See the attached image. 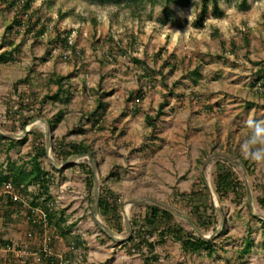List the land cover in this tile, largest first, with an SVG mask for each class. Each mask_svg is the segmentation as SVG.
<instances>
[{
  "label": "rangeland",
  "instance_id": "obj_1",
  "mask_svg": "<svg viewBox=\"0 0 264 264\" xmlns=\"http://www.w3.org/2000/svg\"><path fill=\"white\" fill-rule=\"evenodd\" d=\"M121 1L31 0V9L19 14L20 18L26 25L33 26L36 18L41 19L40 23L30 33H26L25 29H21L18 34L7 33V43L3 45L2 38L16 10L15 7H8L5 0H0V52L12 48L9 40L22 42L16 52L17 61L0 62V135H13L16 145L10 149L7 146L9 142L0 138V176L10 173L12 161L30 171L32 156L45 150L46 155L39 158L47 173L42 182V185L45 183L47 186L44 193H50L53 187L58 190L59 187L64 188L63 182L69 180L72 182L71 191H74L73 186L78 190L79 184H82L94 194L95 176L92 183H88L84 167L92 165L89 158L78 157L72 160L74 155L66 158L52 149L55 144L58 146L62 143V139L67 143L81 141L90 146L95 155L92 157L96 160L99 172L100 194L102 186L108 193L116 190L118 195L114 197L119 205L131 198H147L151 187L155 185L152 187L155 189L157 184L154 175H158V162H152L156 159L155 154L153 150L149 153L146 147H142L145 143L138 141L132 146L123 144L125 140L132 139L123 129L130 119L135 118V122L144 124L142 116L135 117L133 114L131 101L134 100L135 106L145 96L146 101L150 98L143 105V111L153 109L155 116L160 104L151 96L160 87L168 104H165L164 114L157 122L163 126L164 121L179 115L178 123H181L182 128L186 124L188 131L190 126L186 121L190 122L192 117L187 116V108L199 101L205 104L209 102L212 107L214 105L212 101L216 99L211 100L212 96L204 98L201 93H210L208 85L216 86V82L224 79L220 69H217L220 61L224 64L230 61V64L235 65L252 60L251 57L259 58V62L264 60V0H246L245 3L243 0H219V8L225 13L223 18L212 16L213 3H210L209 16L203 28H197L195 24L200 13V0L186 7L167 0H158L154 4L150 0L142 4ZM166 18L170 21L163 25L162 21ZM40 30H43L42 34L35 35ZM66 32H72V44H65ZM231 42L237 43L236 47ZM242 42L248 48L244 54L241 51ZM28 46L32 58H27L25 48ZM233 55L238 61L230 59ZM170 57L175 60L177 68L168 66L171 76H167L158 86L157 80L162 74L157 70L158 61H167ZM79 59L85 60L82 65L75 64ZM83 64L91 66L86 69ZM147 64L153 67L148 66L147 69ZM96 66L100 67L96 75L99 82L95 80L94 85L91 73L96 71L92 68ZM194 68L205 74L193 72L190 76ZM53 74L69 76L68 81H65L71 92L69 103L54 100L42 102L46 94L57 90V85L48 81ZM239 74L245 77L242 80L247 83H239L235 87L234 106L240 107L238 112L231 109L227 111L226 106L219 101V109L213 110L215 113L205 115L203 123H193L196 129L193 135L179 130L170 134L163 129L162 138L172 140L173 136L174 143L180 142L176 147L167 149V152L170 149H183L185 153L182 157L175 156L177 161H173L172 166L162 163L165 193L155 196L156 191H153L152 197L181 211H173L170 218L160 219V223L153 228L162 229L163 224H174V227L194 236L212 238L216 253L213 256H208L205 250L199 254L188 253L182 249L180 242L170 237L168 241H159L158 252L169 253L160 254L156 264H264V164L244 159L240 152V144L250 132L245 122L248 119L264 120V91L259 89V83L264 87V74L256 71L253 66L248 68L247 64H244ZM144 76L149 79L141 81ZM189 80L191 84L194 82L191 88ZM201 88L205 90L200 91ZM131 93L133 95L129 99ZM138 93L144 95L143 99L137 98ZM21 97L33 98V111L25 109V115L18 113ZM100 101L104 107H100ZM110 106L115 110L123 107L122 112L107 116L106 122L111 123L108 126L113 128L112 133L98 125L101 121V125L105 126L103 120ZM60 108L65 109L64 118L52 130L49 121L56 118ZM29 118L31 121L25 125L24 121ZM211 120H214L215 126L210 128V124L206 123ZM91 124L103 130L99 137ZM142 127L134 133L142 131L148 134L147 125ZM110 133L112 135H107ZM151 133L149 137L153 139L159 132L152 130ZM25 135L29 139L21 143L19 140ZM162 143L158 142L157 151L164 150L160 145ZM192 152H197L196 161ZM217 153L234 157L239 162L214 156ZM150 155L152 159H148ZM244 161L248 162L251 172L246 169ZM219 171H232L233 187L229 196L222 197L216 191ZM69 172H74L76 178L69 177ZM174 172L176 181L172 185ZM247 185L251 190L250 196ZM168 189H172L175 195H170ZM31 197L36 200L34 192H31ZM260 198H263V204ZM47 200L50 202L51 197L46 198L45 202ZM57 200L60 206L65 202L59 197ZM7 204V198L0 194V264H46L47 260L41 252L42 230L30 221L26 209L18 205L8 208ZM151 204H136L126 212L119 208L118 218L123 231L117 233L122 239L114 241L111 258L115 254L134 253L144 258L143 253H146L147 248L144 246L139 250L130 241L132 230L128 231L123 216L130 219L131 227V218H136L139 225L143 224ZM211 204L216 211L212 210ZM50 205L54 208V205ZM60 206L55 205L52 211L54 221L48 230L54 236V250L69 259L80 258L85 262L84 245L82 241H77L74 234H70L73 224L68 222L66 207ZM196 206L200 207V214ZM199 215L203 216L201 221ZM31 231L33 235L30 237L28 233ZM249 237L253 240V246L250 252H244L242 249ZM157 238L161 237H152ZM73 243L76 250L72 249Z\"/></svg>",
  "mask_w": 264,
  "mask_h": 264
},
{
  "label": "crops",
  "instance_id": "obj_2",
  "mask_svg": "<svg viewBox=\"0 0 264 264\" xmlns=\"http://www.w3.org/2000/svg\"><path fill=\"white\" fill-rule=\"evenodd\" d=\"M33 40H34V38H33ZM20 41L21 40H18L16 43H19ZM78 43L80 44L79 41H78ZM231 43H233L234 46L236 47L237 43L236 44L234 42H231ZM243 44H244V42H242L241 48L242 47L243 48L241 49V51L244 54V53H246V51H248V48H246L245 45H243ZM249 49H251V48H249ZM25 52H27V54H28L27 58H32V52L30 51V46L25 48ZM234 55H237V53L236 54L234 53ZM234 55L230 58L233 61L235 60ZM251 59L252 60H247L246 62L241 61L235 65L230 64L231 63L230 61L229 62L227 61V64H224L225 62L223 63V61L222 62L220 61V63H219L220 67L217 66V69H220V73H222V76L224 79H222V80L220 79V82H216L217 83L216 86H214L213 84H209L208 87L210 86V93H206V91H205V93H203V92L201 93V95H203L204 98L205 97L207 98L208 96H210V97L212 96L211 100L216 99V100L212 101L214 105L212 107V106H209V104H208L209 102H206V104H205L204 102L199 101L197 104H193L192 107H188L187 108V116L189 115L190 117H192L190 122L186 121L188 126H190L188 131H186V129H187L186 124L184 125V128H182L181 123H178L179 122V120H178L179 115L176 116V118H174V119H171V120L168 119L167 121H164L165 123L163 126H160L159 123L157 122V120L154 122V124H151V125L147 124L146 123V114L154 115L153 109L152 110L147 109L146 111H143V105L145 106L146 105L145 103H148L150 98H148V100L146 101L147 97L145 96L144 100L141 101L140 104L136 103L135 106H134V100L131 101L132 108H133L132 109L133 114H135V117L142 116L141 119L144 121V124H139L140 123L139 121L135 122V118L130 119V122L127 123V125L123 129H125L128 137L131 136L132 139L125 140V142H123V144H129V146H132L133 144L135 145L136 142L141 141V143L142 142H143V144L145 143V146H142V147H146V149H148L149 153H151L152 152L151 150H153V152L155 154L154 158H156V159L152 160V162H155V161L158 162V168L156 170L158 172V175L157 176L154 175V179L157 180V184H156L155 189L152 188L155 185H153L151 187V189L149 190L150 193L147 196V198L146 197H144V198L138 197V198L128 199L127 201L122 202V205L118 204V206H120L119 207L120 210L123 209L126 212V210L128 208L131 209L132 206L136 205V204L149 205L150 203H152V204L161 205L160 202L166 203L164 201L152 198V197H154L153 191H156L155 196L165 193V183L163 180L165 177V173L163 171L162 165L167 164V166L168 165L170 166V164H171V166H172L173 161H177L175 156H181L182 157V155L185 152H182V151H184L183 149H181V150H177V149L171 150L170 149V151L167 152L168 151L167 149L171 148V146L176 147L175 145L177 143H180V142L174 143V137L173 136H171L172 140H171V138H162V135L164 134L163 129L165 128L166 132H168L170 134H172V132H174V131L179 130L181 133H184V134L189 133L191 136L196 131L195 126H192L193 123H194V125L197 122L203 123V119H205V115H207L208 113H215L213 110L217 111V108L219 109V107H217V106H219V105H217V102H219V101L223 105L226 106L225 108H227V111L229 109H231V111H233V112H238L240 110V107L238 105L234 106L235 100H234L233 96L236 94V88L235 87L237 84L241 83V85H244L243 83H247L246 81L242 80V79H245V77L239 74L241 72L242 67H244V64L245 65L247 64L248 68L253 66L256 71H259L260 73L264 74V60L259 62V58L251 57ZM263 59H264V57H263ZM74 60H72V61L74 62ZM84 61L85 60L79 59V60H77V62H75V64L82 65V63ZM174 61L172 60L171 57L167 61H164V60L158 61V69L157 70L159 72H162V74H160L159 79L157 80L158 86L160 85L159 83H161L163 80L167 79V76H171V75H169L170 72L168 71L169 67L173 68L175 66L177 68V64H175ZM235 61H238V60H235ZM93 65H95V64H93ZM89 66H91V65L85 64L84 68L87 69V68H89ZM148 66L153 67V65L151 66V65L147 64L146 65L147 69H148ZM233 67H235V68L233 69ZM92 68L96 69V71L94 70L95 72L91 73L94 76L93 77L94 82H92V83L95 85V80H97L96 75L100 72V71H98L100 67L96 66V67H92ZM195 69L196 68H194V70ZM190 71H192V70H190ZM147 72H148V70H147ZM193 72L198 74V75H200L201 73L203 75L205 74V72H203V71H201V73H200V72H197L195 70V71L190 72V76L193 74ZM147 78L148 77L144 76L140 80L141 81L147 80ZM189 81L190 82L188 84L191 85V86H189V88H191V87H193L194 82H192V84H191V80H189ZM201 81H203V80H201ZM96 82H99V81L97 80ZM204 86H205V84H203V87ZM159 88L160 87H158V92H153L151 99H156L159 104H161V103L166 104L165 97L162 94V91L159 90ZM204 90H205L204 88H201L200 91H204ZM155 96H156V98H154ZM225 96H228V97H225ZM170 99H172V98H170ZM166 105H165V107H166ZM122 108L123 107H119L118 110H115L116 108L113 109L110 106L108 108V110L106 109L107 110L106 112L108 115L105 114V119L103 118L104 119L103 122H104L105 126L101 125V123H102L101 121L98 125H100V127L106 128L104 131H110V132L113 131L112 130L113 128H110L108 126L111 123L106 122V119H108L107 116L115 115L116 113L122 112ZM111 109H113V110H111ZM216 114H217V112H216ZM142 120H140V121H142ZM115 123H117V122H115ZM136 124H138V125H136ZM206 124H208V125L210 124V128L215 126L214 120H211L210 123L207 122ZM98 125L94 126V124H91V126L94 128V131L96 132V136L99 137L100 132H103V130H101L98 127ZM143 125H147L148 129L146 131L149 132L148 134H144V132H142V131L140 133H134V131L137 132L138 130L143 128L142 127ZM111 127H114V126H111ZM152 130L159 132L158 134L153 136V139H151L149 137L152 134L151 133ZM111 133L107 134V135H112ZM132 140H133V142H130ZM161 141L163 143L160 145L163 146L164 150L163 151L162 150L157 151L159 149L158 142L160 143ZM109 143L111 144V141ZM8 145H9V143H8ZM207 146L210 147L211 144H207ZM15 147H16V145L14 143V146L12 148H15ZM12 148H10V149H12ZM192 153L194 154V161H196V157L198 156L197 152H192ZM217 154H224V153H217ZM151 156L152 155H150L148 157V159L149 158L152 159ZM49 158L52 159L51 157H49ZM232 158H234V157H232ZM234 159H236V158H234ZM52 161H53V159H52ZM175 173L176 172H174L173 181H171L172 185L176 181ZM68 176L71 177L72 179L76 178V174H74V172H69ZM94 176H95V174H94ZM168 176L171 177L170 174ZM63 183H65V185L63 186L64 188L59 187V190H58V189H55L53 187L52 189H50L51 190L50 193L48 191H46V193H44L43 192L44 190L42 189V191L40 192L39 195H40V198L44 197L45 201H46V198L49 199L51 197V201L49 202V200H47L48 202H46V203L47 204L51 203L52 205H54V208H55V205L60 206L59 202L57 200V197H59L60 199L65 201V202H63V204H61L60 207H66L65 213L68 215V222L73 224V229L70 232V234H72V235L74 234L75 235L74 237L77 238V241L78 240L80 242L82 241V244L84 245V249H85L84 251H86L85 252L86 253L85 254L86 261L84 262V264H101L102 262H106V264H108V263L112 264V262L114 264H126V263L146 264V260H145L146 257H152V256H155V258L154 257L151 258L152 264H156V262L159 259L160 254L167 255L169 253V251H168V253H159L157 250V248H158V245H157L155 250H153V251H150L147 247H145V248H147V251L145 253L143 250L144 258L142 257L141 254H137V253H134L132 255H130V254H128V255L127 254H120L119 255L118 254V256H116L117 254H115L114 258H111L112 257L111 252H113V250H114V247H113L114 241L116 242V241H120L122 239L118 236V233H117V232L123 231V228L122 229L119 228V226L122 225V223L120 224L119 222H115L116 220L114 218L112 219L110 216L103 215L101 213V211L99 210V208H98V210H99L98 213L96 212V192H94V194H92L91 190L82 184H79L80 187L78 190H75V186H73L74 191H71L72 182L69 180H65ZM178 186H180V184H178ZM112 191L113 192L115 191L114 192L115 196L118 195V192L116 190H112ZM169 191H170V195H175L174 192L172 191V189H170V190L168 189V192ZM186 193H188V192H186ZM120 202H121V200H120ZM166 204H168V203H166ZM14 206H16V205H11L9 202V204H7L6 207L9 208V207H14ZM122 206H124V207L122 208ZM124 215H125V213H124ZM100 217H102V218L100 219ZM123 218H125V220H126V216L125 217L123 216ZM131 220H132V218H131ZM113 221L115 224L113 223L110 225V223ZM263 222H264V220H263ZM116 223H118V225ZM263 225H264V223H263ZM157 229L158 228L155 229V233L152 237H154V236L156 237L159 235V232L161 231V229H158V230ZM152 237H151V240H153ZM170 237L173 240L181 243V241L176 240L172 236H169V235H167L166 241H168ZM155 240L160 241L161 239L157 238ZM180 245L182 247V243ZM182 249H183V247H182ZM88 252H89V256H88ZM102 264H105V263H102Z\"/></svg>",
  "mask_w": 264,
  "mask_h": 264
},
{
  "label": "trees",
  "instance_id": "obj_3",
  "mask_svg": "<svg viewBox=\"0 0 264 264\" xmlns=\"http://www.w3.org/2000/svg\"><path fill=\"white\" fill-rule=\"evenodd\" d=\"M7 2L8 7H15L16 14L13 18V21L7 26L6 28V35L4 38H2V44H6V38L7 33L18 34L21 29H25L26 33H30L41 21V19L36 18L35 22L33 23V26L26 25L22 18H20L19 14L25 13L27 10L31 9V0H5ZM102 1H109V0H102ZM117 1V0H112ZM126 1L127 4L129 2H135V3H144L146 0H122ZM121 1V2H122ZM158 0H150L151 3H155ZM169 3L174 2L181 6H189L195 3L196 0H167ZM201 1V8L200 13L198 14L196 18V27L197 28H203L205 26V22L208 19L209 16V5L210 3H213V10H212V16L215 18H223L225 16V13L223 10L219 8V0H200ZM246 0H243V3H245ZM119 3V2H118ZM169 18H166L162 21L163 25L168 24ZM43 31V30H42ZM42 31L39 32L36 31L35 35L38 33L42 34ZM72 36V32H69L64 35L65 37V44L72 42L70 41V37ZM9 44L12 47L10 50H3L0 52V62L1 63H10L17 61L16 52L19 51L21 48L22 42L15 43V40H9ZM72 46V45H71ZM2 49L0 45V50ZM136 60V59H135ZM138 61V60H137ZM69 76H63L58 74H53L48 79L51 83H54L57 85V90L52 94H46L43 97L42 102H45L47 100H54L55 102L60 101L62 103H69V100L71 99V92L66 87V82L68 81ZM23 79L22 81H24ZM133 93L130 94L129 99L132 97ZM138 99H143L144 95L142 93L137 94ZM21 101H19V112L22 115L24 114V110L32 111L34 109V100L33 98L29 97H21ZM164 103H161L159 108L156 111L155 116L151 114H146V123L151 125L154 124V122L160 118L164 114ZM100 107H104V103L100 101ZM65 115V109L60 108L57 112L56 118L54 120H50L49 124L54 130L59 121L64 118ZM31 117V116H29ZM30 118L24 121V124L27 125L30 122ZM24 125V126H25ZM0 138L3 140H6L9 142L8 148H12L15 143V139L0 135ZM28 135H25L22 139L19 141L23 143L24 141H27ZM55 149L58 155H64V157L68 158L72 155H78L83 153H90L91 156H95L94 153L91 151L90 146L86 145L83 142H65L62 139V143L60 142L57 146L56 144L52 147V149ZM43 155H46V151L42 150V152H37V154H34L31 158V169L28 171V169L25 166H19L15 162H11L12 167L10 168V173L5 174L4 176H0V183H2L4 180L11 179L16 185H24L25 187H28L29 185L39 182L41 183V187L44 189L47 188L45 186V183L42 182L45 181L47 173L45 172L44 168L41 166V162L39 161V158ZM246 165V169L251 172L250 166L248 165L247 161H244ZM86 174L87 182L92 183V178H94V170L92 165L86 166ZM232 171H225V172H218L217 175V183H216V191L220 194L222 197L229 196L230 189L233 187L232 182ZM87 183V184H88ZM238 189V188H237ZM102 193L100 194L99 199V210L101 213L105 216H110L112 219L114 218L116 221L121 224L119 221L118 215H119V206L115 195L112 191L110 193L106 192V190H103V186L101 187ZM235 194V193H234ZM238 194V191L236 192ZM38 195L36 196V198ZM114 198V199H113ZM111 199V200H110ZM113 199V200H112ZM11 205H18L14 204L10 199H8ZM263 204V198H260L259 200ZM19 206V205H18ZM212 210L216 211L215 206L211 204ZM196 210H198V214H200V207L196 206ZM173 214V211L171 209L165 208L158 204H151L148 206L147 213L145 215V223L140 224L136 220V218L132 219V236L130 241H133L135 246L142 250L143 246H146L150 251L155 250L156 246L159 244V241H156L155 239L151 240V237L155 233V228L152 226L157 225L160 223V219H164L165 217L170 218ZM50 217L52 222L54 221V215L53 212L50 213ZM203 216L199 215V220L201 221ZM118 225V223H116ZM164 228L161 229L159 232V236L161 237L160 241H166L167 235L172 236L174 239L181 241L182 247L184 251L188 253H201L202 250H205L208 256H213L216 253V248L214 244V239H206L202 237L201 235L194 236L193 234L184 232L181 228L174 227V224L171 226H166L165 224L161 225ZM120 229H122V226H119ZM9 245V244H8ZM253 246V240L249 237L246 241V244L244 248L242 249L244 252H250L251 248ZM155 258V256L152 257H146V264H152V259Z\"/></svg>",
  "mask_w": 264,
  "mask_h": 264
},
{
  "label": "built area",
  "instance_id": "obj_4",
  "mask_svg": "<svg viewBox=\"0 0 264 264\" xmlns=\"http://www.w3.org/2000/svg\"><path fill=\"white\" fill-rule=\"evenodd\" d=\"M259 89L264 91V87L260 83ZM40 186L41 183L39 182H35L28 187H25L24 185L18 186L11 179H8L0 183V194H2L5 198L10 199L14 204H18L22 208L26 209L30 221L39 226V229L42 230L41 252L45 260H47L46 264H83L84 262L80 258L69 259L64 254L57 253L54 250V236H52L48 231L52 226L53 219H51L50 213L54 210V208L50 205L51 203L47 204L45 202L44 197L40 198L39 194L40 191H42ZM31 192H34V194L39 197H37L36 200H33ZM28 235L31 237L33 232H29ZM57 237L59 238V236H56L55 238ZM72 249L76 250L74 243Z\"/></svg>",
  "mask_w": 264,
  "mask_h": 264
},
{
  "label": "clouds",
  "instance_id": "obj_5",
  "mask_svg": "<svg viewBox=\"0 0 264 264\" xmlns=\"http://www.w3.org/2000/svg\"><path fill=\"white\" fill-rule=\"evenodd\" d=\"M245 123L250 132L240 144L241 155L244 159L264 164V120L248 119Z\"/></svg>",
  "mask_w": 264,
  "mask_h": 264
},
{
  "label": "water",
  "instance_id": "obj_6",
  "mask_svg": "<svg viewBox=\"0 0 264 264\" xmlns=\"http://www.w3.org/2000/svg\"><path fill=\"white\" fill-rule=\"evenodd\" d=\"M50 132L51 130L49 129L48 130V135H49V139H50ZM10 137H14L13 135H10ZM48 145H50V140H49V143ZM214 156H221V157H225V158H228L230 160H233L235 162H239V160L237 159H234L232 158L231 156H228L226 154H216ZM78 157H88L89 160L91 161L92 163V166H93V169H94V174H95V186H96V212L98 213V208H99V199H100V183H99V173H98V168H97V164H96V160L88 153H83V154H78V155H75L74 157H72L71 159L74 160V159H77ZM210 161V158L207 160V162ZM247 188H248V194L249 196L251 195V190H250V187L247 185ZM160 204L162 206H164L165 208H168V209H171L172 211L174 212H177V213H181L180 210H178L177 208H175L174 206L170 205V204H166V203H162L160 202ZM126 222H127V226H128V230L129 232H131L132 230V227H131V222H130V219L126 216ZM204 238H207V239H210L209 237H206L204 236Z\"/></svg>",
  "mask_w": 264,
  "mask_h": 264
}]
</instances>
